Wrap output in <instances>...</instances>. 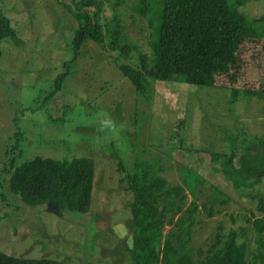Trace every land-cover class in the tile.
<instances>
[{
    "label": "rangeland",
    "instance_id": "obj_1",
    "mask_svg": "<svg viewBox=\"0 0 264 264\" xmlns=\"http://www.w3.org/2000/svg\"><path fill=\"white\" fill-rule=\"evenodd\" d=\"M104 1L103 19H111L121 4ZM65 6L73 9L75 5L73 0H0V13L17 29L13 38L1 44L0 167L4 160L14 159L20 165L37 155L91 157L96 162L91 210H65L59 215L49 211L47 204L28 205L10 193L0 169V193L7 199H0V250L77 264L119 259L130 264L126 245L130 197L119 179V161L129 169L136 161L156 168L172 162L173 169L165 174L171 184L181 183L178 164L182 163L208 180V194L213 193L211 183L232 198L227 212L202 217L196 235L199 244L220 223L227 230L244 226L252 238L251 225L243 216H253L257 200L235 189L206 152L173 150L172 134L178 120L187 115L184 135L187 144L195 147L219 149L224 129L264 135V100L242 96L231 103V82L224 75L214 87L151 81L152 91L137 92L118 64L136 65L139 53L151 52L148 42L157 33L156 22L150 25L138 15L132 17L130 9L124 15V43L139 47L127 57L86 42L64 84L54 88L64 62L73 57L70 45L79 25ZM235 15L249 30L240 46L236 86L264 89V0H236ZM256 191L264 194V181ZM250 246L254 247L253 241Z\"/></svg>",
    "mask_w": 264,
    "mask_h": 264
},
{
    "label": "trees",
    "instance_id": "obj_2",
    "mask_svg": "<svg viewBox=\"0 0 264 264\" xmlns=\"http://www.w3.org/2000/svg\"><path fill=\"white\" fill-rule=\"evenodd\" d=\"M73 3V9L65 6L79 24L70 45L73 57L64 62L54 88L64 84L69 68L80 57L86 42L127 57L139 47L137 43H124L127 35L124 15L130 9L132 17L138 15L150 25L151 21L156 22L157 33L156 39L148 42L151 52L139 53L136 65L118 64L137 92L152 91L151 81L214 87L218 86V77L224 75L231 82V103L242 96L264 100V89L236 86L241 68L240 46L249 31H245L235 15L236 0H112L113 6L121 5L115 7L111 19H103L104 0H73ZM16 33L11 19L0 13V58L2 42ZM184 116L173 130V150L206 152L235 189L245 190L257 200L253 216H243L251 225L253 237H247L244 226L227 230L220 223L203 245L199 244L196 235L202 217L209 219L227 212L232 198L211 183L213 193L208 194V180L182 163L178 164L181 183L171 184L165 174L173 169L172 162L156 168L136 161L129 169L119 161V179L130 197L126 243L130 248V264H264V194L256 191L257 185L264 181V135L224 129L219 149L195 147L186 142L187 115ZM0 169L1 181L8 184L10 193L28 205L53 202L59 215L65 210L79 213L91 210L96 180V162L91 157L57 159L37 155L20 165L14 159L4 160ZM5 196L0 193V199L6 201ZM231 218L235 221L233 214ZM251 241L254 247L250 246ZM0 264L77 263L48 257L27 258L0 250ZM104 264L126 263L119 259Z\"/></svg>",
    "mask_w": 264,
    "mask_h": 264
},
{
    "label": "water",
    "instance_id": "obj_3",
    "mask_svg": "<svg viewBox=\"0 0 264 264\" xmlns=\"http://www.w3.org/2000/svg\"><path fill=\"white\" fill-rule=\"evenodd\" d=\"M48 210L54 213H59V208L57 205L53 204V202H48Z\"/></svg>",
    "mask_w": 264,
    "mask_h": 264
}]
</instances>
